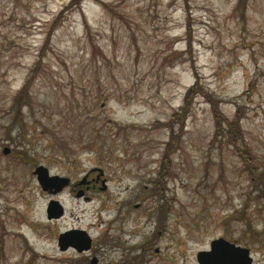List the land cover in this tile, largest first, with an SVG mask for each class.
Returning a JSON list of instances; mask_svg holds the SVG:
<instances>
[{
  "label": "rangeland",
  "instance_id": "obj_1",
  "mask_svg": "<svg viewBox=\"0 0 264 264\" xmlns=\"http://www.w3.org/2000/svg\"><path fill=\"white\" fill-rule=\"evenodd\" d=\"M218 237L264 264V0H0V264H198Z\"/></svg>",
  "mask_w": 264,
  "mask_h": 264
},
{
  "label": "water",
  "instance_id": "obj_2",
  "mask_svg": "<svg viewBox=\"0 0 264 264\" xmlns=\"http://www.w3.org/2000/svg\"><path fill=\"white\" fill-rule=\"evenodd\" d=\"M4 153H8V149H4ZM33 173L36 175L41 188L52 194L60 192L70 183L69 178L51 175L49 170L44 165L35 167ZM102 170H99V178L102 175ZM104 183V182H103ZM83 195V191L76 193L77 197ZM64 214V208L59 201L52 199L49 201L46 208V216L48 219L60 218ZM58 247L61 251L68 248H74L77 252H87L92 247V238L90 234L83 229L72 228L59 234L57 239ZM196 261L198 264H252L253 257L250 249L241 246L235 242L229 241L223 237H218L211 240L209 248L199 250L196 253ZM97 258L93 257L90 264H96Z\"/></svg>",
  "mask_w": 264,
  "mask_h": 264
},
{
  "label": "trees",
  "instance_id": "obj_3",
  "mask_svg": "<svg viewBox=\"0 0 264 264\" xmlns=\"http://www.w3.org/2000/svg\"><path fill=\"white\" fill-rule=\"evenodd\" d=\"M74 1L79 2L80 0H74ZM22 95H23V97H26L27 92H25L24 94L22 93ZM173 115L177 116V112H175ZM234 123H235V121L231 122L229 124V127L232 128ZM172 139H174L173 136H172ZM237 152H238V155L240 156L241 160L244 163L245 170L248 171L249 173H255L257 171V165H255L253 163L250 154L247 152V149L246 148H240L237 150ZM167 174H168V170L161 169V171H160V177L161 178L159 180H157L158 182H156L157 191L160 192V191H162V189H164L165 183L167 180L166 178H164V176H166Z\"/></svg>",
  "mask_w": 264,
  "mask_h": 264
},
{
  "label": "flooded vegetation",
  "instance_id": "obj_4",
  "mask_svg": "<svg viewBox=\"0 0 264 264\" xmlns=\"http://www.w3.org/2000/svg\"><path fill=\"white\" fill-rule=\"evenodd\" d=\"M101 179H104V178H101ZM100 179V180H101ZM95 182H99V178H96ZM104 182V181H103ZM104 184V183H103ZM95 186V184H94ZM77 186H72V189L75 190ZM74 249V248H73ZM75 250V249H74ZM83 253V252H82Z\"/></svg>",
  "mask_w": 264,
  "mask_h": 264
}]
</instances>
